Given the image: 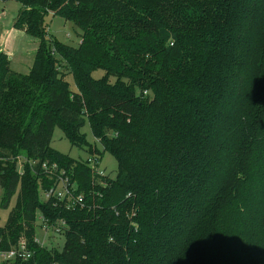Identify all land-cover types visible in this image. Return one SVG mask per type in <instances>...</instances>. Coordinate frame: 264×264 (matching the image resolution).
<instances>
[{
  "label": "trees",
  "instance_id": "1",
  "mask_svg": "<svg viewBox=\"0 0 264 264\" xmlns=\"http://www.w3.org/2000/svg\"><path fill=\"white\" fill-rule=\"evenodd\" d=\"M14 1L39 42L27 75L0 50L2 205L19 191L1 247L41 211L67 222L64 245L24 264H264V0ZM56 17L77 47L48 36ZM86 121L115 178L52 149L60 129L101 155ZM18 157L57 162L85 206L42 203L51 182Z\"/></svg>",
  "mask_w": 264,
  "mask_h": 264
},
{
  "label": "rangeland",
  "instance_id": "2",
  "mask_svg": "<svg viewBox=\"0 0 264 264\" xmlns=\"http://www.w3.org/2000/svg\"><path fill=\"white\" fill-rule=\"evenodd\" d=\"M22 6L20 3L14 0H1L0 1V50L8 51L11 56L12 65L18 70L27 72L32 61L30 55L34 51L33 45L37 40L27 34L26 30L18 29L14 25ZM59 22L51 24L50 18H48V32L52 39L70 44L73 47H77L80 42V31L71 23H65L64 20L58 18ZM63 23V25H62ZM48 34V33H47ZM29 74V73H28ZM105 73L99 71L93 74L94 78L99 79ZM27 75V74H26ZM67 81L70 84L71 89L75 88V84L72 76H67ZM76 89V88H75ZM85 133L87 141L102 151L100 154H90L88 150L78 147H72L69 141L64 137L62 131L56 129L52 141V149L63 155L70 156L75 160H81L83 162L88 161L92 156H99L101 158L100 169L106 173L107 176L115 178L117 175V161L110 153H104L102 146L94 139L89 121H86V125L82 129ZM5 189L0 183V227H5L11 212L15 208L19 191L14 193L7 206L2 205V201L5 196ZM38 235L43 239V235L38 232ZM52 245L56 249H62L64 245V237H57L52 241Z\"/></svg>",
  "mask_w": 264,
  "mask_h": 264
},
{
  "label": "built area",
  "instance_id": "3",
  "mask_svg": "<svg viewBox=\"0 0 264 264\" xmlns=\"http://www.w3.org/2000/svg\"><path fill=\"white\" fill-rule=\"evenodd\" d=\"M1 1V0H0ZM17 170L19 175L25 172V164H29L32 169L35 168V173L44 174V176L51 182L49 188L43 187V182H40L39 196L42 203H51L53 206H60L67 211H75L77 208L85 206L83 194L79 193L78 185L72 180L67 172L62 169L57 162L50 161H27L24 157H18ZM87 165L100 178H105L106 173L100 169L101 158L99 156H92L86 161ZM38 174V175H39ZM36 221L34 224V237L29 239L27 236L21 237L15 245L7 248L1 247L0 243V264L14 263V262H29L33 260L35 255V247L55 248L52 241L57 237H64L67 222L64 220H57L52 222L41 211L36 213ZM38 232L43 235L41 239ZM1 242V241H0Z\"/></svg>",
  "mask_w": 264,
  "mask_h": 264
},
{
  "label": "crops",
  "instance_id": "4",
  "mask_svg": "<svg viewBox=\"0 0 264 264\" xmlns=\"http://www.w3.org/2000/svg\"><path fill=\"white\" fill-rule=\"evenodd\" d=\"M58 18L56 17V18H52L51 20H50V26H51V24L52 23H54L55 21H56V23L57 22H59L58 20H57ZM15 22V21H14ZM62 25H63V23H62ZM36 42L34 43V45H33V48H34V51L32 52V54L30 55V58H31V61H32V63H31V65H30V67H29V69H28V71L27 72H24V71H21V70H18L17 68H16V70H15V67L12 65V63H11V54L8 52V51H6V53L8 54V55H10L9 56V59H10V63H11V67H12V69L13 70H15L17 73H20V74H24V75H26V74H28L30 71H31V68H32V66H33V63H34V58H35V56H34V53L36 52V49H37V44H38V40H35ZM80 43V42H79ZM5 51V50H4Z\"/></svg>",
  "mask_w": 264,
  "mask_h": 264
}]
</instances>
